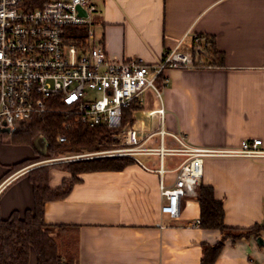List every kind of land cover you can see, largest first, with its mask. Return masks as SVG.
<instances>
[{
    "label": "crops",
    "instance_id": "crops-1",
    "mask_svg": "<svg viewBox=\"0 0 264 264\" xmlns=\"http://www.w3.org/2000/svg\"><path fill=\"white\" fill-rule=\"evenodd\" d=\"M94 2L95 41L115 61L143 59L155 65L166 51H193L196 36L214 43V57L197 55L196 67L166 71L162 104L168 133L183 136L196 149H236L252 139L264 145V0ZM160 104L154 92L144 93L129 124L140 139L160 129ZM159 143L154 135L146 146ZM165 146L181 148L171 135ZM35 159L31 147H2L0 219L33 208L26 173L38 166L32 163L16 172L9 167ZM137 159L122 171L80 174L66 199L45 205V222L74 228L78 264H201L204 245L217 244L221 232L198 225L197 194L182 200L179 218L161 213L160 180L173 187L187 157L166 156L163 174L157 156ZM203 171L201 185L212 187L223 202L226 226L264 224V159L206 157ZM65 177L52 170L51 187L61 186ZM31 264H36L33 254ZM215 264H264V230L259 238L228 240Z\"/></svg>",
    "mask_w": 264,
    "mask_h": 264
},
{
    "label": "built area",
    "instance_id": "built-area-1",
    "mask_svg": "<svg viewBox=\"0 0 264 264\" xmlns=\"http://www.w3.org/2000/svg\"><path fill=\"white\" fill-rule=\"evenodd\" d=\"M32 2L0 0V128H8L13 134L35 116L62 112L90 128L118 130L122 128L124 109L133 102L142 104L147 90L161 102L157 109L160 129L144 140L136 129L127 127L117 133V149L64 156L35 166L98 157H127L139 162L138 156L154 155L163 174L166 156L184 155L187 159L177 169L173 187H167L163 177L159 185L161 213L176 219L182 200L197 194L206 157L264 159L261 139L243 141L236 149H196L189 147L183 136L163 128L166 111L162 94L168 85L165 73L196 67L192 51H166L155 65L143 59L118 62L95 41L92 27L98 7L94 0H51L42 6ZM77 28H86L84 41L76 38ZM195 44V50L208 46L200 36L195 37ZM56 102L64 107L62 111L53 106ZM154 135L160 137L159 146H146ZM167 135L173 136L181 148L166 147ZM58 141L63 143L66 138L59 137Z\"/></svg>",
    "mask_w": 264,
    "mask_h": 264
},
{
    "label": "trees",
    "instance_id": "trees-1",
    "mask_svg": "<svg viewBox=\"0 0 264 264\" xmlns=\"http://www.w3.org/2000/svg\"><path fill=\"white\" fill-rule=\"evenodd\" d=\"M49 1L51 0H33L32 3L34 6H42ZM75 34L78 40H85L84 28H77ZM204 40L208 46H203L200 50L193 48L194 57L206 55L212 58L217 54L214 43L207 38ZM53 106L61 111L64 109L58 102ZM140 108L141 104L137 102L125 108L122 128L118 130H110L106 126L90 128L77 123L73 116L62 112L35 116L13 134L11 142L16 146L31 147L36 157L42 159L110 150L119 145L118 141L112 138L113 135L129 127L133 113ZM40 135L45 136L49 143L46 155L39 154L34 146L35 139ZM59 137H65L66 141L59 142ZM33 162L34 160H27L12 165L9 167L10 172H16ZM133 163L134 161L127 157H98L69 162L63 170L71 175V182L69 184L64 182L57 188L50 185L51 170L57 168L50 166L56 164L40 166L27 172L26 176L33 188L34 206L25 213L15 211L7 220H0V264H31L33 253L36 264H78L77 247L72 231L74 228L47 224L44 219L45 205L66 199L72 187L79 182L80 174L122 171ZM197 200L201 208L199 226L205 230L221 232V240L217 244L204 245L201 264H215L228 240L237 242L251 237L259 238L260 232L264 230V224L249 229L226 226L223 202L216 198L214 189L210 186L198 187ZM233 231L240 233L234 234Z\"/></svg>",
    "mask_w": 264,
    "mask_h": 264
},
{
    "label": "rangeland",
    "instance_id": "rangeland-1",
    "mask_svg": "<svg viewBox=\"0 0 264 264\" xmlns=\"http://www.w3.org/2000/svg\"><path fill=\"white\" fill-rule=\"evenodd\" d=\"M94 18H96V17H94ZM92 28H93L94 32L96 33L94 26H93ZM84 31H85V33H86V28H84ZM116 136H117V133H115V134L113 135L112 138L118 141V139L116 138ZM11 141H12V136H11L10 134H8V133H4V134H2V136L0 137V151H1L2 147H3V148H4V147H5V148H7V147H16V145H13ZM118 143H119V141H118ZM117 148H119V145H118V147H117V146L112 147V149H117ZM109 149H110V148H109ZM5 151H6V150H4V151L1 152V153H5ZM103 151H106V150H103ZM99 152H102V151H99ZM94 153H98V152H94ZM81 154L86 155V154H92V153L85 152V153H80V154H77V155H81ZM64 156H69V155H59V156H57V157H55V158H52V159H42V158H40V157H36V159L34 160L33 163H34V165H36V164L42 163V162L47 161V160H54V159L62 158V157H64ZM80 160H85V159H80ZM76 161H79V160H76ZM69 162H73V161H60V162L57 161V162H51V163H46V164L38 165V167H40V166H46V165H53V164H56V165H53V166H50V167H57V168H54L53 170H55V169H56V170H60V171H62L64 174H66V177H65L64 181L62 182V184H63L64 182H66V184H69V183L71 182V175L68 174L65 170H63L64 167H65ZM31 164H32V163H31ZM59 166H60V167H59ZM51 171H52V170H51ZM232 233H234V234H238V233H240V231H233ZM33 255L35 256L34 253H33Z\"/></svg>",
    "mask_w": 264,
    "mask_h": 264
},
{
    "label": "water",
    "instance_id": "water-1",
    "mask_svg": "<svg viewBox=\"0 0 264 264\" xmlns=\"http://www.w3.org/2000/svg\"><path fill=\"white\" fill-rule=\"evenodd\" d=\"M79 11L82 16H86V13L83 12L81 9H79ZM1 133H10V130L8 128H0V134ZM48 144H49L48 140L43 135L38 136L34 141V146L36 150L38 151V153L41 155L47 154ZM259 242H260V239H259Z\"/></svg>",
    "mask_w": 264,
    "mask_h": 264
},
{
    "label": "flooded vegetation",
    "instance_id": "flooded-vegetation-1",
    "mask_svg": "<svg viewBox=\"0 0 264 264\" xmlns=\"http://www.w3.org/2000/svg\"><path fill=\"white\" fill-rule=\"evenodd\" d=\"M2 134H4V133H1L0 134V137L2 136ZM8 134H10V133H8ZM14 134V133H13ZM13 134H10L11 136H13ZM1 183V182H0ZM33 209V208H32ZM0 220H2V219H0Z\"/></svg>",
    "mask_w": 264,
    "mask_h": 264
}]
</instances>
